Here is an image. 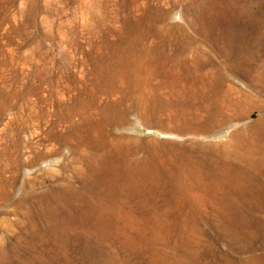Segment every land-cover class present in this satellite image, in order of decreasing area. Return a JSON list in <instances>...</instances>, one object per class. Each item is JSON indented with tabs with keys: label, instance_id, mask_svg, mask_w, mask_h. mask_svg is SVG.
<instances>
[{
	"label": "rangeland",
	"instance_id": "obj_1",
	"mask_svg": "<svg viewBox=\"0 0 264 264\" xmlns=\"http://www.w3.org/2000/svg\"><path fill=\"white\" fill-rule=\"evenodd\" d=\"M0 264H264V0H0Z\"/></svg>",
	"mask_w": 264,
	"mask_h": 264
}]
</instances>
